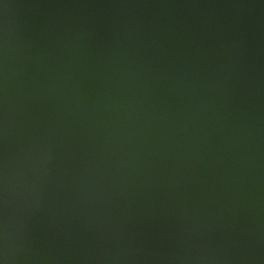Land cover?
<instances>
[{
  "label": "water",
  "instance_id": "water-1",
  "mask_svg": "<svg viewBox=\"0 0 264 264\" xmlns=\"http://www.w3.org/2000/svg\"><path fill=\"white\" fill-rule=\"evenodd\" d=\"M0 264H264V0H0Z\"/></svg>",
  "mask_w": 264,
  "mask_h": 264
}]
</instances>
